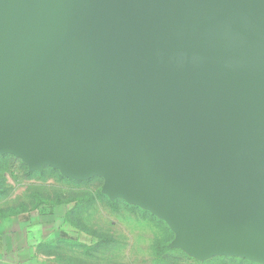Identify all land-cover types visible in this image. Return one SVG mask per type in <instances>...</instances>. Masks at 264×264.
<instances>
[{"label": "water", "instance_id": "1", "mask_svg": "<svg viewBox=\"0 0 264 264\" xmlns=\"http://www.w3.org/2000/svg\"><path fill=\"white\" fill-rule=\"evenodd\" d=\"M264 262V0H0V154Z\"/></svg>", "mask_w": 264, "mask_h": 264}, {"label": "rangeland", "instance_id": "2", "mask_svg": "<svg viewBox=\"0 0 264 264\" xmlns=\"http://www.w3.org/2000/svg\"><path fill=\"white\" fill-rule=\"evenodd\" d=\"M101 175L77 179L52 165L33 169L21 156L0 154V217L67 209L69 253L77 264H264L244 255L200 254L181 243L171 222L134 200L110 195ZM259 262V263H256Z\"/></svg>", "mask_w": 264, "mask_h": 264}, {"label": "crops", "instance_id": "3", "mask_svg": "<svg viewBox=\"0 0 264 264\" xmlns=\"http://www.w3.org/2000/svg\"><path fill=\"white\" fill-rule=\"evenodd\" d=\"M67 216L64 208L0 217V264H77L69 253L73 234Z\"/></svg>", "mask_w": 264, "mask_h": 264}]
</instances>
